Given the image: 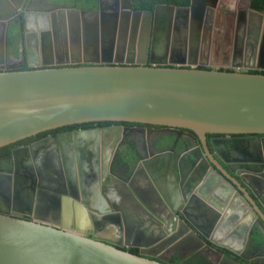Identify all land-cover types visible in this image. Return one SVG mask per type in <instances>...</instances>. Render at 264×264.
Returning <instances> with one entry per match:
<instances>
[{"label": "water", "instance_id": "1", "mask_svg": "<svg viewBox=\"0 0 264 264\" xmlns=\"http://www.w3.org/2000/svg\"><path fill=\"white\" fill-rule=\"evenodd\" d=\"M44 1L49 6L44 14L31 12V19L18 16L25 19L22 62L28 70L8 64L5 38L14 15L0 17V148L84 123L122 122L153 128H138L132 139L136 128L121 125L77 129L49 134L13 150L15 167L22 157L32 165L34 174L30 173L36 178L31 185L17 180L22 186L19 192L15 188L17 200L24 201L25 191L32 196L57 184L54 195L59 201L52 204L56 210L46 220L36 216L38 196L34 212L29 210L31 220L0 212V264H167L147 252L192 240L197 248H212L221 256L220 264H241L221 249L236 256H243L247 249L254 252L251 233L256 222L264 242V74L250 72L264 71V63L256 62V57H264L259 45L254 54L245 45L244 59H252L238 71L177 67L176 63L121 64L111 57L124 48L123 37L116 31L123 15L130 16L126 20L132 37L128 49H140L152 28L153 43L144 46L146 54L150 49L152 58L155 48L165 45L172 56L184 42L180 38L188 35L187 23L203 9L197 6L199 0H190L189 6L159 4L154 11L134 10L132 0H127L129 11L123 7L120 14L103 11L101 6L89 10L76 3ZM244 11L247 20L244 15L243 22L250 31L256 30L247 34V41L263 38L264 13L249 7ZM183 23V33L164 31V26ZM237 41L245 42L242 37ZM168 133L176 135L175 142L159 150L165 143L162 136ZM129 140L141 154L132 175H127L129 168L114 163ZM178 146L185 150L176 155ZM65 148L74 152L72 171L79 181L75 190ZM148 149L153 159L167 157L163 166L147 163L144 152ZM53 152L61 165L59 172L48 165ZM159 170L169 179L165 180L168 186L161 185L162 178L156 176ZM140 173L147 181L137 178ZM17 174L15 170L14 179ZM0 177L4 185L5 174ZM216 179L221 192L214 189ZM207 189L212 196L220 193L219 199L205 197L211 212L205 209V223H196L192 219L195 197ZM63 208L72 211L73 225L62 219ZM130 221L136 225L131 227ZM107 223L116 225L120 236L135 228L149 241L131 244L121 237L119 241L102 238L98 232ZM249 264L256 262L250 259Z\"/></svg>", "mask_w": 264, "mask_h": 264}, {"label": "flooded vegetation", "instance_id": "2", "mask_svg": "<svg viewBox=\"0 0 264 264\" xmlns=\"http://www.w3.org/2000/svg\"><path fill=\"white\" fill-rule=\"evenodd\" d=\"M17 1V3H15ZM54 1V0H53ZM51 2V1H49ZM127 0H98V7L101 6L103 11L106 12H111V13H116L120 14L121 9L125 7L123 10L129 11L128 7H126ZM200 2V3H199ZM197 6L198 7H203V9H200L197 11V13L194 15L195 19L193 21H190L187 23V29H188V35L187 36H182L181 42L184 40V42L179 45L177 51L171 56L169 54L168 48L164 47L165 45L162 44L163 48L157 47L154 50L153 57L151 58V53L146 54V50H144V46L146 43L149 42V46L153 43V29L151 28L150 36L148 39V42H145V39L142 41L140 44V49H136L133 51L132 49H128L129 41L132 40V37L129 35L127 31V26L126 24L129 23L126 22L130 19V16L128 15H123L122 18L123 20L119 21L118 26L116 31H120L123 43V50L119 51L117 55L114 53L113 60L112 62H123L121 64L125 63H137V62H146L147 64L151 63H158L164 66H172V63H176L177 67H193V68H201V69H211V68H216L219 70H226V71H238L241 70L243 66L242 63H244L247 60H250L252 58H247L244 59V52H245V45L246 48H249V53L254 54L257 48V45H259L261 51L263 52L264 55V37L262 36L259 37V39L255 40H248L247 41V34L252 33L255 34V31H250L247 23L244 21L243 22V17L244 15L246 16L247 20V14L245 13V9H240L239 7L235 10L232 11L230 9L229 5L226 3V0H213V4H210V0H199ZM20 0H13L11 2L7 0H0V17L4 16H9V15H14V18L12 21L9 22H17L20 27V30L25 27V19L23 18L22 21L18 17L19 15H27L28 19H31V16L29 13L35 12L37 14H44L45 12L48 11V4L44 0H25L23 5L19 7ZM55 3V2H51ZM74 4V3H73ZM71 4V5H73ZM159 5V4H157ZM155 5L152 11L155 10ZM80 8V7H79ZM82 9V8H81ZM86 9L91 10V8L86 7ZM98 9V8H97ZM227 9V10H225ZM135 10V9H134ZM218 11V14L216 13ZM122 14V13H121ZM203 15V16H202ZM200 17V18H199ZM205 19V20H204ZM8 25V26H9ZM31 26V25H30ZM184 26L183 24H178L176 26H164V31H168L171 29H175L176 33L180 34L183 33L184 30L181 28ZM230 30L233 31V34L230 33ZM235 32V33H234ZM23 32L21 33V35ZM3 35V27L0 25V40L2 39ZM261 35V34H260ZM242 37V41L245 42H240L237 41V38ZM126 40L128 42H126ZM22 47H23V37H22ZM247 42V43H246ZM122 45V44H121ZM5 48H6V38H5ZM149 48V47H148ZM37 51V50H36ZM23 54V51L21 52V55ZM256 57V56H254ZM6 58L7 61L9 62L8 64L11 65L13 69H21L28 67L26 63L22 62L23 61V56L19 59V61L13 62L10 59H8L7 53H6ZM256 62L257 64L264 63V57L258 59L256 57ZM255 62V63H256ZM251 72V71H250ZM111 125H121L124 128H136L137 130L134 134H130L129 138H133V135H138L140 129L138 128H153L152 126H136V125H125L121 123H114ZM111 125H91L88 128H78V129H98V128H105ZM77 129H71V130H61L57 133L54 134H59V133H66L70 131H74ZM154 134V133H150ZM164 136V135H163ZM162 136V141H165V136ZM169 136H174L176 139V135L173 133H168L166 137ZM214 136H219V135H208V138L214 137ZM174 139V140H175ZM163 141V143H164ZM175 142V141H173ZM167 143V142H165ZM191 144V143H189ZM23 146L19 147H14L12 149H19ZM122 147V146H121ZM166 147H171L166 146ZM185 149L182 147H179L176 149L178 152L176 155L181 154ZM92 151V150H91ZM93 152V151H92ZM119 153V151H118ZM145 154L150 156L151 153L149 151H145ZM153 153V152H152ZM56 152H53V155H48L49 157L52 156V158H47L48 160V165L54 169L61 171V165L58 167L57 162L55 160ZM64 154L67 158L68 165L70 166V181L71 184L73 185V190H75V187L78 185V176L77 174H73V167L75 168L76 166V161H72L71 159L73 158V149L70 151L68 148H65ZM154 154V153H153ZM118 155V154H117ZM116 155V156H117ZM147 156V157H148ZM22 157H20V160H18V164L14 165V160L13 157L10 156L9 159L6 160H0V175L5 174L6 176V181L3 183L4 185H1V180H0V212L5 213V214H10L11 216L15 217H20L23 219H28L31 220L32 217L29 213V210L31 213L34 212L35 208L33 205V201L36 202V197L38 196V204H37V212L36 216L37 218H40L41 220H46L51 217L56 208V202L59 201L57 197H55L54 193H56V188L57 184L53 185L54 189H48L47 187H44L45 190H38L36 194L30 195L31 192H24L26 194L24 201L22 202V199L17 200L15 193V188H17L18 192L19 189L22 187L17 180H25V183L28 185H31V179L35 178V176L31 175V171L34 174L33 167L31 164H28L25 161L21 160ZM54 158V159H53ZM152 159V157L150 158ZM114 163L119 164L116 162V157L114 159ZM151 164V162H150ZM201 167L204 168V165ZM15 170L18 171L19 177L17 179H14V172ZM30 177L29 180L27 178ZM1 178V177H0ZM36 179V178H35ZM141 180L142 177H139ZM143 180V179H142ZM35 181H33L34 184ZM216 186H214V189H216L218 192L220 191V187L218 185L220 184V181L216 179ZM24 184V183H23ZM48 184V182H47ZM211 189H207V191L200 192L197 197H195V201L197 203L196 209H194L193 213L195 216H193L192 219L196 221V223H200L201 221L204 220L203 214H207L204 210L207 209L205 205L209 204L207 200L205 199L206 196H208V199L215 200L217 201L219 199L220 193L217 192V195L214 194L213 196L210 195ZM23 193V194H24ZM17 194V192H16ZM209 194V195H205ZM29 200L31 203H29ZM31 204V205H30ZM52 204H55L53 206ZM205 204V205H204ZM50 209H48V208ZM43 209L46 210V213H43ZM200 210V212H199ZM205 212V213H202ZM221 218L218 219V221ZM208 220V219H207ZM205 221H203V224ZM259 222L254 223L252 233H251V240L254 242L255 237V229L258 228ZM260 234V233H259ZM261 236V235H260ZM262 239V238H261ZM263 241V240H262ZM185 243V242H184ZM197 242L192 240V242H188L185 244H174L170 246V248H166L165 250L161 249H151L150 251L147 252V254L158 257L161 261L167 263V264H192V261H194L197 258H206L210 262L208 264H220L221 261V256L217 254L212 248L209 249L207 247H201L197 248ZM213 248H216L214 245L210 244ZM131 249H136V248H131ZM254 252L252 249L248 250L243 256H236L232 253H229L227 251H223L225 254H229V256L233 257L237 262L241 264H249V260H253L256 262V264H264L263 259H264V242L261 243V245L258 248L254 247ZM139 253V250H137ZM176 258V260H173Z\"/></svg>", "mask_w": 264, "mask_h": 264}, {"label": "trees", "instance_id": "3", "mask_svg": "<svg viewBox=\"0 0 264 264\" xmlns=\"http://www.w3.org/2000/svg\"><path fill=\"white\" fill-rule=\"evenodd\" d=\"M55 2L57 0H54ZM61 3L67 4V5H71L73 3H76L78 7L82 8V9H86V7H89L91 9H97L98 8V0H66V1H62L59 0ZM133 2V6L135 10H151L154 8L155 5L157 4H172V5H176V6H189L190 5V0H132ZM80 3H84V4H80ZM82 5V6H79ZM251 8L254 10H257L259 12L264 13V0H250L247 8ZM19 24L17 22H12L10 23V25L7 28V35H6V53L8 56V59H12V61L18 60L17 58L20 56L21 52H22V35H21V30L20 27L18 26ZM28 67L25 68H21L19 70H28ZM251 73H262L264 74V71H251ZM95 124H99V125H111L114 124L113 122H95V123H84V124H79V125H72V126H66V127H62V128H58L52 131H47V132H43L40 133L36 136L24 139L22 141H19L17 143L5 146L0 148V160H6L9 159L11 154H12V149L14 147H19V146H23V145H29L41 138H44L45 136L49 135V134H54L57 133L61 130H71V129H78V128H88L91 125H95ZM121 124H125V125H136V126H150V125H144V124H133V123H122ZM189 133H192L189 131ZM211 136V135H210ZM173 137V138H172ZM165 139H167V137H164ZM170 138V137H169ZM171 141L167 142V145H159L158 149L162 150L164 148H166V146H171L175 137L171 136ZM173 140V141H172ZM119 155V154H118ZM116 156V162L117 163H122V158H120V156ZM255 235L257 237H255V248H258L261 243L263 242L261 239V236L259 234L258 229H255ZM133 253H138V249H131ZM173 260H176V258H174ZM210 261L206 258H197L194 261H192V264H208ZM176 264V263H173Z\"/></svg>", "mask_w": 264, "mask_h": 264}, {"label": "crops", "instance_id": "4", "mask_svg": "<svg viewBox=\"0 0 264 264\" xmlns=\"http://www.w3.org/2000/svg\"><path fill=\"white\" fill-rule=\"evenodd\" d=\"M56 2L58 4H61V5H67V4L61 3L59 0H57ZM36 49H38V51H37V54H38L37 56L38 57L37 58H39V60L41 61L43 59V54L41 53V48L38 47ZM21 56L22 55L20 54V56L17 58L18 60H15L13 62L19 61ZM46 57L50 60V55L49 54H46ZM10 60L12 61L11 58H10ZM169 137H167V139H165V142H169L173 138V137L171 138V136H169ZM190 145L192 146V144H190ZM148 151H149V153H151L150 149H148ZM118 154H119L118 156H120V158H122V163H119V164H122L126 168H129V170L127 172V175L130 174V173L134 174L133 172L135 170H137V167H138V164H139L140 158H141L140 157L141 154L138 153V149H136V147H135V142L134 141H130V140H129V142L128 141L124 142L122 144V147L119 150ZM147 156L148 155L145 154V157L147 158L146 160L148 161L147 163L149 164L151 162V164H153L154 166L156 165V163L157 164H161V166H163L165 161H166V159H167V157H163L160 160L153 159L154 157L152 159H150L152 157L151 154H150V156H148V157ZM146 160H145V162H146ZM132 174H130V175H132ZM161 175H166V174L162 170H159V172L156 174V176L162 178L161 181H160L161 185L162 186H168V183L165 181L168 178H164V176H161ZM139 177H142L143 180L147 181V179L145 178L143 173H140L137 178L139 179ZM171 180H172V177H171ZM205 207H207L209 209V212H211L210 210H211L212 206L210 204H208V205L206 204ZM63 210L64 211L61 214L62 219L68 225H73L74 224V218L72 216V211H71V214H70V210H68L67 208H63ZM43 213H46L45 209H43ZM84 220L85 219H83V221ZM80 223H81V220L78 221V224H80ZM82 224H83V222H82ZM128 225H131V227H132V226H135L136 224H135L134 221H130L128 223ZM85 227H87V224H86ZM133 229L134 230H132V232L130 234H128L127 236H125V233H123L120 236L117 226L112 224V223H107L106 226L102 227V229L99 230L98 234L102 238H105V239H108V240H113V241H119L118 238L121 237L122 241L125 240V241H127L128 243H131V244H135V243H137V244L138 243L146 244L149 241V238L147 236H143L141 233H138V231L136 232L135 228H133Z\"/></svg>", "mask_w": 264, "mask_h": 264}, {"label": "rangeland", "instance_id": "5", "mask_svg": "<svg viewBox=\"0 0 264 264\" xmlns=\"http://www.w3.org/2000/svg\"><path fill=\"white\" fill-rule=\"evenodd\" d=\"M49 1L55 2L53 0H49ZM64 1H66V0H64ZM249 2H250V0H226V3L229 5V7H230V9H232V11H235L238 7L240 9L246 8L248 6ZM55 3H57V2H55ZM80 4H84V3H80ZM80 4H79V6H82ZM225 10H227V9H225ZM216 13L218 14V11H216ZM164 145H167V143H164ZM189 146H191V145L189 144Z\"/></svg>", "mask_w": 264, "mask_h": 264}, {"label": "bare ground", "instance_id": "6", "mask_svg": "<svg viewBox=\"0 0 264 264\" xmlns=\"http://www.w3.org/2000/svg\"><path fill=\"white\" fill-rule=\"evenodd\" d=\"M247 9V8H246Z\"/></svg>", "mask_w": 264, "mask_h": 264}, {"label": "clouds", "instance_id": "7", "mask_svg": "<svg viewBox=\"0 0 264 264\" xmlns=\"http://www.w3.org/2000/svg\"><path fill=\"white\" fill-rule=\"evenodd\" d=\"M9 63V62H8Z\"/></svg>", "mask_w": 264, "mask_h": 264}]
</instances>
